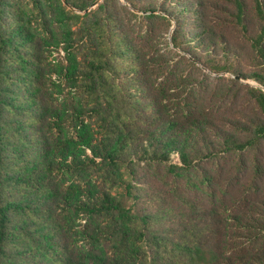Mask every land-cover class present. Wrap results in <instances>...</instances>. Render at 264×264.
Listing matches in <instances>:
<instances>
[{
    "label": "trees",
    "instance_id": "trees-1",
    "mask_svg": "<svg viewBox=\"0 0 264 264\" xmlns=\"http://www.w3.org/2000/svg\"><path fill=\"white\" fill-rule=\"evenodd\" d=\"M210 6L0 0V264H264V0Z\"/></svg>",
    "mask_w": 264,
    "mask_h": 264
},
{
    "label": "rangeland",
    "instance_id": "rangeland-1",
    "mask_svg": "<svg viewBox=\"0 0 264 264\" xmlns=\"http://www.w3.org/2000/svg\"><path fill=\"white\" fill-rule=\"evenodd\" d=\"M247 1H248V3H250V0H247ZM216 3H217V0H210V4H211V6L209 8V12L211 14V18H210L211 21L210 22L213 24V26L215 27V29L219 33H223L224 35L228 36L230 39L239 40L238 32L235 29H233L230 26V24L225 23L224 21H222L219 18V16H218L219 14H218L217 10H215V8H213L214 4H216ZM212 14H213V17H212ZM214 23L216 24V26L214 25ZM170 33H171V30L169 31V34ZM245 82L252 84L250 80H247Z\"/></svg>",
    "mask_w": 264,
    "mask_h": 264
}]
</instances>
